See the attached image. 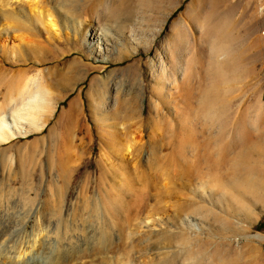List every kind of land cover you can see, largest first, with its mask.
Masks as SVG:
<instances>
[{"label":"rangeland","instance_id":"obj_1","mask_svg":"<svg viewBox=\"0 0 264 264\" xmlns=\"http://www.w3.org/2000/svg\"><path fill=\"white\" fill-rule=\"evenodd\" d=\"M0 46L49 100L0 144V264H264V0H0Z\"/></svg>","mask_w":264,"mask_h":264},{"label":"bare ground","instance_id":"obj_2","mask_svg":"<svg viewBox=\"0 0 264 264\" xmlns=\"http://www.w3.org/2000/svg\"><path fill=\"white\" fill-rule=\"evenodd\" d=\"M50 26L54 27L55 24L50 23ZM0 48L4 49L2 46H0ZM1 57L2 56L0 55V144H4L14 137L17 132L19 133L20 123L22 121L35 123L38 120V115L41 112L40 107L49 103V100L46 99L40 90H38V85L35 83L36 81H32L29 90H25L22 93L20 91L19 83H6L5 78L9 72H7V69H5L6 63L3 64V59ZM45 57L46 58H43V60L40 59V61H45L47 64H53V57L57 58L56 55H54L52 58H48L47 56ZM15 64L28 66L29 63L27 64L24 60L16 57ZM31 68L32 66H29L27 70L29 71ZM51 71L52 70H50V72ZM27 85L28 84H26V87ZM35 87L37 88V91H32V89ZM9 96H11L9 104L5 106Z\"/></svg>","mask_w":264,"mask_h":264}]
</instances>
